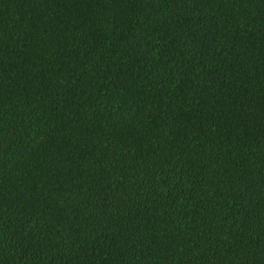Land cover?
<instances>
[{
	"label": "trees",
	"instance_id": "obj_1",
	"mask_svg": "<svg viewBox=\"0 0 264 264\" xmlns=\"http://www.w3.org/2000/svg\"><path fill=\"white\" fill-rule=\"evenodd\" d=\"M0 264H264V0H0Z\"/></svg>",
	"mask_w": 264,
	"mask_h": 264
}]
</instances>
